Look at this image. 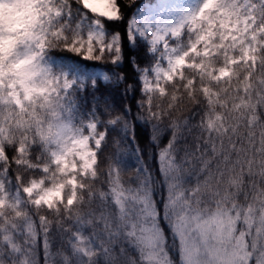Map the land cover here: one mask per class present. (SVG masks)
I'll list each match as a JSON object with an SVG mask.
<instances>
[{
    "label": "snow or ice",
    "instance_id": "6c2138e0",
    "mask_svg": "<svg viewBox=\"0 0 264 264\" xmlns=\"http://www.w3.org/2000/svg\"><path fill=\"white\" fill-rule=\"evenodd\" d=\"M23 3L32 22L0 28V264H34L38 246L53 264L65 233L71 252L57 253L61 264H264V0H188L154 27L129 22V41L139 33L155 54L140 73L136 119L154 131L167 121L173 132L157 153L162 206L146 168L125 186L122 138L111 132L134 138V121L98 101L77 121L85 82L44 62L58 48L117 65L120 33L106 36L100 18L121 20L118 0H78L97 17L86 33L71 0ZM185 133L193 142L178 160Z\"/></svg>",
    "mask_w": 264,
    "mask_h": 264
},
{
    "label": "trees",
    "instance_id": "16d2710c",
    "mask_svg": "<svg viewBox=\"0 0 264 264\" xmlns=\"http://www.w3.org/2000/svg\"><path fill=\"white\" fill-rule=\"evenodd\" d=\"M22 0H3L8 3H20ZM143 0H118L121 6V12L123 18L119 21H110L104 18H100L103 23V29L108 37H111L113 33H120V40L122 43V60L113 65L108 62L107 58L103 61L94 59H84L82 56L76 55L72 52L65 51L58 48L50 49L44 62L51 66L55 71H65L72 67L73 71H69L70 77H75L85 82V90L78 94L76 100L77 112L75 118L78 121L81 115H86L89 109L93 106L94 102L98 101L101 104L110 105L117 111H123L128 117L130 122L135 123L134 138L132 135H124L120 129L111 132V137L122 138V148L124 151L119 156V163L124 169L123 178L126 182L125 186L135 187L138 184V179L134 174V170L137 168H146L153 178L155 196L163 204V184L162 175L159 167V161L157 159L158 150L163 149L168 145L170 138L173 135L172 129L168 126V122L161 123L158 130L154 131L153 126L148 124L143 119H136L140 109L138 107V101L142 98L140 92V73L145 66H150L154 62L155 54L150 51V44L148 39L136 36L135 42H131L128 39L129 20L135 13L136 9L142 5ZM71 12L73 22L82 21V30L86 33L89 30L94 29L92 21L97 19L91 12L84 9L82 5L78 3V0H71ZM0 28L8 31L5 25L0 22ZM21 29V28H20ZM78 69L81 74H86L87 70L91 71L84 78H78L75 74V69ZM103 69L108 79H103L98 73H95L96 69ZM120 74H123V79H120ZM95 80L96 86L93 88L91 82ZM131 84L132 87L128 88L127 85ZM159 103V100L156 101ZM131 109L130 112L127 109ZM101 112V118L107 119L106 115H103V109L98 108ZM195 112H199V109H195ZM188 111L184 109L182 112L177 111L172 114V118H178L181 116H187ZM199 119V115L194 116L191 123H196ZM192 136L185 133L184 137L177 141V146L180 151L177 153V159L183 155V151L186 145L192 144ZM36 151H39L37 148ZM9 156L14 155V150L8 148ZM112 153L111 140L109 146L106 147L102 154L103 157H110ZM249 155L251 153L249 152ZM16 170L15 166L9 170V176L15 182ZM103 180V177L101 178ZM259 180V177L256 178ZM188 183H195V175L192 174L188 178ZM97 188L101 187L100 183H97ZM68 228L75 230L72 224L66 225ZM164 228L168 231L167 223H164ZM88 235L91 229L88 226H83L81 229ZM68 234L63 235V242L58 237L56 243L51 249L53 264H61V258L57 254L63 250L70 254L71 250L68 244ZM119 251V248H117ZM130 255H135V252L130 248ZM36 259L34 264H45V252L42 247L38 246L36 250ZM173 252V256H175ZM122 264H125L124 258L121 257ZM100 264H103L101 260Z\"/></svg>",
    "mask_w": 264,
    "mask_h": 264
},
{
    "label": "rangeland",
    "instance_id": "374dc122",
    "mask_svg": "<svg viewBox=\"0 0 264 264\" xmlns=\"http://www.w3.org/2000/svg\"><path fill=\"white\" fill-rule=\"evenodd\" d=\"M188 0H153V2H146L143 6H141L131 21H133V29L136 28H144L145 25L155 26L157 22L163 20V18L170 15V8L177 3H187ZM183 11V9H181ZM173 19H178V17L173 16ZM95 30V26L94 29ZM104 30V29H103ZM136 35H139L137 33ZM150 43V41H149ZM69 71H73L72 67L68 69ZM91 71L87 70L86 74H81L79 70L75 69V74L78 75V78L86 77L90 74ZM95 73H98L103 79L107 80L108 75L103 69H96Z\"/></svg>",
    "mask_w": 264,
    "mask_h": 264
},
{
    "label": "clouds",
    "instance_id": "9594fccd",
    "mask_svg": "<svg viewBox=\"0 0 264 264\" xmlns=\"http://www.w3.org/2000/svg\"><path fill=\"white\" fill-rule=\"evenodd\" d=\"M33 17L31 5L25 3H0V22L8 31H15L29 25Z\"/></svg>",
    "mask_w": 264,
    "mask_h": 264
}]
</instances>
